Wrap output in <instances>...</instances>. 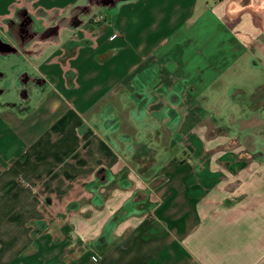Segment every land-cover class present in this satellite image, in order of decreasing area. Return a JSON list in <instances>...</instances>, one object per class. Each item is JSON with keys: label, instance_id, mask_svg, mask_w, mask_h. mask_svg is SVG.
<instances>
[{"label": "crops", "instance_id": "0c3cea01", "mask_svg": "<svg viewBox=\"0 0 264 264\" xmlns=\"http://www.w3.org/2000/svg\"><path fill=\"white\" fill-rule=\"evenodd\" d=\"M0 264H264V0H0Z\"/></svg>", "mask_w": 264, "mask_h": 264}, {"label": "built area", "instance_id": "2783aa9c", "mask_svg": "<svg viewBox=\"0 0 264 264\" xmlns=\"http://www.w3.org/2000/svg\"><path fill=\"white\" fill-rule=\"evenodd\" d=\"M115 34H116V33H114L113 36H114ZM25 52H26L27 54H29V55H31V54H39V53L42 52V49L39 47L37 40H35V41H33L31 47L25 49ZM94 258H97V257L94 256Z\"/></svg>", "mask_w": 264, "mask_h": 264}, {"label": "trees", "instance_id": "16d2710c", "mask_svg": "<svg viewBox=\"0 0 264 264\" xmlns=\"http://www.w3.org/2000/svg\"><path fill=\"white\" fill-rule=\"evenodd\" d=\"M213 2H218V1H221V0H212Z\"/></svg>", "mask_w": 264, "mask_h": 264}, {"label": "rangeland", "instance_id": "374dc122", "mask_svg": "<svg viewBox=\"0 0 264 264\" xmlns=\"http://www.w3.org/2000/svg\"><path fill=\"white\" fill-rule=\"evenodd\" d=\"M217 139V138H216ZM223 140H225V137L223 136Z\"/></svg>", "mask_w": 264, "mask_h": 264}]
</instances>
